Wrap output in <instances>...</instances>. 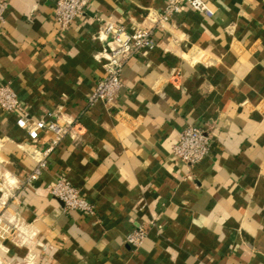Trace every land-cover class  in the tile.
Segmentation results:
<instances>
[{"label": "crops", "instance_id": "0c3cea01", "mask_svg": "<svg viewBox=\"0 0 264 264\" xmlns=\"http://www.w3.org/2000/svg\"><path fill=\"white\" fill-rule=\"evenodd\" d=\"M164 27L167 0H89L66 30L57 0H7L0 19V83L21 110L0 108V264H264V0H205ZM152 30L111 103L90 101L105 75L98 16ZM71 126L32 142L19 116ZM193 124L212 147L187 168L172 144ZM79 188L94 213L47 190ZM139 248L126 240L137 227Z\"/></svg>", "mask_w": 264, "mask_h": 264}, {"label": "built area", "instance_id": "2783aa9c", "mask_svg": "<svg viewBox=\"0 0 264 264\" xmlns=\"http://www.w3.org/2000/svg\"><path fill=\"white\" fill-rule=\"evenodd\" d=\"M88 4L89 0H57L54 10L55 22L62 30L69 29L85 13ZM184 6L196 12L213 15V11L205 0H167L166 7L156 19L157 25L164 27L176 14L182 12ZM6 7L7 0H0V19H3ZM98 20L101 23L100 39L105 40L107 45L97 53V58L103 62L106 72L97 81L90 101L111 103L119 94L126 63L131 58L153 48L155 42L150 29L139 27L128 29L111 16L100 15ZM21 107V101L12 87L9 84L0 83V108L7 112H17L21 110ZM17 124L27 132L32 142H36L44 130L52 132L55 136L51 145L44 151V156L37 160L34 170L27 177V182L32 183L47 167L48 154L66 135L71 133L72 127L60 125L52 119L48 122L44 119L31 120L25 115L18 117ZM211 147V134L199 126L188 124L172 144V154L187 168H191L209 154ZM47 190L60 199L68 209L94 213L93 205L83 196L81 190L65 178L56 179L47 186ZM7 232L9 228H3L0 236ZM145 238V229L139 226L127 236L126 240L135 248H139Z\"/></svg>", "mask_w": 264, "mask_h": 264}]
</instances>
